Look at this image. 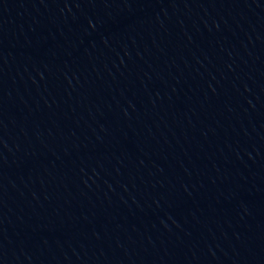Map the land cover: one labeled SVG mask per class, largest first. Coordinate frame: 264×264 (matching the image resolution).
<instances>
[{
  "label": "water",
  "instance_id": "obj_1",
  "mask_svg": "<svg viewBox=\"0 0 264 264\" xmlns=\"http://www.w3.org/2000/svg\"><path fill=\"white\" fill-rule=\"evenodd\" d=\"M0 264H264V0H0Z\"/></svg>",
  "mask_w": 264,
  "mask_h": 264
}]
</instances>
